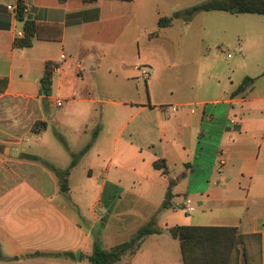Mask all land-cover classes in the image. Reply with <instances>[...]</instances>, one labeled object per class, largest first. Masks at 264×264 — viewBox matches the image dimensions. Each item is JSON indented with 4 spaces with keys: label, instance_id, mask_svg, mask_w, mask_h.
<instances>
[{
    "label": "crops",
    "instance_id": "obj_1",
    "mask_svg": "<svg viewBox=\"0 0 264 264\" xmlns=\"http://www.w3.org/2000/svg\"><path fill=\"white\" fill-rule=\"evenodd\" d=\"M8 3L0 0V264H90L95 244L112 248L149 223L158 232L116 264H183L168 231L174 226L258 235L264 264V72L239 92L253 76L199 98L191 81L168 86L180 76L168 64L156 67L138 52L137 74H130L108 59L130 29L133 42L151 51L175 26L180 34L177 19L158 28L165 17L145 0H24L29 20L61 27L59 41L34 40L25 49L13 47L23 24L5 11ZM197 16L182 21L188 26ZM45 63L52 67L48 96L40 91ZM162 106L184 107L163 113ZM37 122L46 123L42 135L31 133ZM87 145L66 192L51 169L28 158L65 170ZM167 192L172 208L162 209ZM185 200L194 216L170 215L191 214Z\"/></svg>",
    "mask_w": 264,
    "mask_h": 264
},
{
    "label": "rangeland",
    "instance_id": "obj_2",
    "mask_svg": "<svg viewBox=\"0 0 264 264\" xmlns=\"http://www.w3.org/2000/svg\"><path fill=\"white\" fill-rule=\"evenodd\" d=\"M145 1L159 17L172 18L175 14H181L208 0ZM176 19L173 21L179 25L180 34H176L175 26L168 31L171 38L166 41L161 38L156 40L155 50L151 51L145 41L136 45L132 40L136 34L130 29L108 59L130 68V74H137L134 66L139 64L137 59L140 52L143 58L153 61L156 67L168 64L172 67V73L180 75L177 80L174 78L168 81V86L176 88L191 81L199 98H214L217 90L227 87L230 82L236 84L237 80L247 75L253 76L251 79L255 83L262 81L259 76L264 72V16L213 11L198 14L188 26L181 18ZM153 28L156 29L154 26ZM157 48L164 49L166 53H157ZM188 64L196 68L194 77H190L186 71ZM109 100L118 101L116 97ZM104 202H108L107 199ZM172 213L170 215L181 220L194 216V213L185 215L179 210ZM98 230L99 228H95V233Z\"/></svg>",
    "mask_w": 264,
    "mask_h": 264
},
{
    "label": "trees",
    "instance_id": "obj_3",
    "mask_svg": "<svg viewBox=\"0 0 264 264\" xmlns=\"http://www.w3.org/2000/svg\"><path fill=\"white\" fill-rule=\"evenodd\" d=\"M117 1L129 2L132 0ZM213 11L234 15L255 14L264 16V0H208L184 10L181 14H175L172 18H160L158 28L170 26L173 19L176 18H181L187 22L195 14ZM16 18L23 24L24 37L13 42L15 48H29L34 40L59 41L61 38L60 26L37 24L29 19L25 20L22 18L21 12L18 13ZM45 29H55V32L49 36L44 33ZM51 72V65L45 63L44 73L40 79V91L45 96L50 94L52 86ZM253 81L251 78H244L236 92H239L247 84L253 83ZM45 131V122H37L31 128V133L35 135H42ZM88 148L89 145L79 154L73 155L68 168L65 170H59L36 156L28 158L41 162L51 169L58 179L60 191L66 192L68 190L67 177L69 172L76 165L79 156ZM153 167L165 174L163 160H156ZM170 199L171 196L167 192L161 206L162 209L172 208ZM168 231L171 237L179 242L183 264H261L260 236L258 235H242L236 228L220 227L174 226L169 228ZM157 232L158 230L154 229L152 224L149 223L140 228L127 242L112 248L105 250L95 244L87 260L90 264H116L126 253L136 251L144 237Z\"/></svg>",
    "mask_w": 264,
    "mask_h": 264
},
{
    "label": "built area",
    "instance_id": "obj_4",
    "mask_svg": "<svg viewBox=\"0 0 264 264\" xmlns=\"http://www.w3.org/2000/svg\"><path fill=\"white\" fill-rule=\"evenodd\" d=\"M5 11L9 13L11 16H13L15 19H17V15L19 12H21L23 19H28L29 17V8L24 3V0H9V3L4 6ZM24 37V31H17L15 34L16 40H20ZM61 58H64L63 56ZM140 75L144 79H148L150 77L149 72L145 68H139ZM63 102L56 100L55 106L57 108L62 107ZM184 106H162L159 108L160 112L163 113H176L179 109H182ZM191 113L193 111L191 110ZM182 209L186 213H191L193 211V207L190 205L189 200H185L184 204L182 205Z\"/></svg>",
    "mask_w": 264,
    "mask_h": 264
}]
</instances>
